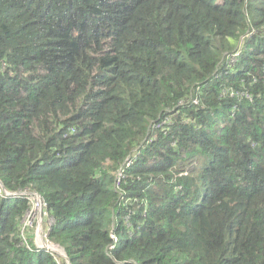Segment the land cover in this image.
I'll return each mask as SVG.
<instances>
[{"label": "trees", "instance_id": "1", "mask_svg": "<svg viewBox=\"0 0 264 264\" xmlns=\"http://www.w3.org/2000/svg\"><path fill=\"white\" fill-rule=\"evenodd\" d=\"M0 183L71 264H264V0H0Z\"/></svg>", "mask_w": 264, "mask_h": 264}, {"label": "built area", "instance_id": "2", "mask_svg": "<svg viewBox=\"0 0 264 264\" xmlns=\"http://www.w3.org/2000/svg\"><path fill=\"white\" fill-rule=\"evenodd\" d=\"M4 192V194L7 196V197H16V196H20V195H23V194H27L29 195V199H30V202H31V208L30 210L27 211L26 215H25V218H24V221H23V232L25 234V231L27 230V228H29L27 226L28 222L33 218V219H38V224H37V227H38V230H37V243H36V247L38 249H48L58 255H60L59 253L62 252V251H57V249L55 248V245L53 242H50L48 240V235L46 232H40L39 228H40V223H41V220H43L44 218H47V215H46V211H45V207H46V204L45 202L43 201L42 197L35 193V192H14V193H11V192H8L4 186L0 183V194ZM26 227V228H24ZM47 243H52L53 245V248H45V245H47Z\"/></svg>", "mask_w": 264, "mask_h": 264}, {"label": "rangeland", "instance_id": "3", "mask_svg": "<svg viewBox=\"0 0 264 264\" xmlns=\"http://www.w3.org/2000/svg\"><path fill=\"white\" fill-rule=\"evenodd\" d=\"M50 223H51V221L49 220V219H47V218H44L43 220H41V223H40V228H39V230H40V232L39 233H41V232H46L47 231V227H48V225H50ZM37 224H38V219H31L29 222H28V224H27V226L29 227V228H27V230L25 231V232H27V231H29V233H31L33 236H34V239H35V245H36V243H37V241H38V239H37V230H38V227H37ZM24 228H26V227H24ZM53 244L52 243H47V245H45V248H53V246H52ZM54 245H56V246H58L57 244H55L54 243ZM59 247V246H58ZM60 248V247H59ZM61 249V248H60ZM62 250V249H61ZM63 253H64V251H63ZM64 261H65V263L66 264H68L67 262H66V260H65V258H63L62 256H60ZM58 260L59 261H61L59 258H58Z\"/></svg>", "mask_w": 264, "mask_h": 264}, {"label": "water", "instance_id": "4", "mask_svg": "<svg viewBox=\"0 0 264 264\" xmlns=\"http://www.w3.org/2000/svg\"><path fill=\"white\" fill-rule=\"evenodd\" d=\"M58 245V244H57ZM59 246V245H58ZM60 247V246H59ZM61 249H62V252H60L59 254H60V256H62L63 258H65V260H66V262L68 263V264H71L70 263V259H69V257L67 256V254H66V252L64 251V249L62 248V247H60ZM63 251H64V253H63Z\"/></svg>", "mask_w": 264, "mask_h": 264}, {"label": "bare ground", "instance_id": "5", "mask_svg": "<svg viewBox=\"0 0 264 264\" xmlns=\"http://www.w3.org/2000/svg\"><path fill=\"white\" fill-rule=\"evenodd\" d=\"M55 248L57 249V251H62L58 246L55 245Z\"/></svg>", "mask_w": 264, "mask_h": 264}]
</instances>
